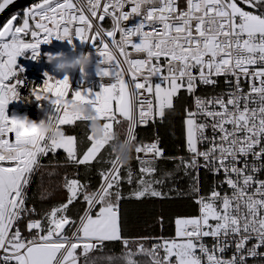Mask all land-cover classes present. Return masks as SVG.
<instances>
[{
    "label": "snow or ice",
    "instance_id": "snow-or-ice-1",
    "mask_svg": "<svg viewBox=\"0 0 264 264\" xmlns=\"http://www.w3.org/2000/svg\"><path fill=\"white\" fill-rule=\"evenodd\" d=\"M15 2L0 0V13ZM137 17L133 27L123 23ZM106 19L111 27L103 25ZM53 40L92 46L99 58V91L83 82L74 89L67 74L59 79L45 73L42 86L20 96L24 69L18 58L38 60L41 46ZM220 77L226 89L197 95L200 86L215 89ZM33 92L91 106L92 115L53 107ZM182 92L192 99L190 107H183L187 156L169 157L158 136L144 143L135 130L164 123L177 112ZM33 98L52 108L42 122L55 125L59 139L19 127L9 117L10 103ZM95 120L105 129V139L97 141L90 132V146L80 152L77 137L62 126L86 121L91 127ZM122 123L127 124L122 142L135 144L139 161L135 179L131 169L122 173L116 155L101 171L96 190L66 179L64 202L48 211L29 207L27 189L42 156L62 149L68 162L90 165ZM159 160L178 161L176 171L191 178L198 215L174 218V237L154 244L152 251L139 245L152 264H264V0H37L0 24V264H79L81 256L88 264V254L104 242L127 246L122 201L187 194L172 186L164 190L163 177L173 173L157 176ZM201 169L214 177L207 194L200 186ZM122 181L136 187L125 193ZM81 199L86 207L73 219L67 213ZM135 255L126 251L107 259L138 264Z\"/></svg>",
    "mask_w": 264,
    "mask_h": 264
},
{
    "label": "trees",
    "instance_id": "trees-1",
    "mask_svg": "<svg viewBox=\"0 0 264 264\" xmlns=\"http://www.w3.org/2000/svg\"><path fill=\"white\" fill-rule=\"evenodd\" d=\"M22 12V10H21ZM181 99L176 102L177 112L170 113L164 123L159 120L147 129H137V139L141 142H152L158 136L160 146L165 150V155L169 157L187 156L185 149L184 128H183V107L191 106L192 99L185 93H181ZM115 138L111 144L106 145L101 150L97 161H93L90 165H72V166H46L41 169L34 185L30 191L29 206L37 209L48 211L50 207L58 205L66 200V190L64 184L66 179H78L87 186L89 191L96 190L102 183L101 171L109 167L108 161L113 159L122 148V141L126 139L127 124H117L114 126ZM66 134L74 135L78 139V147L80 152H84L90 146L87 136L92 132L89 123H80L71 128L64 129ZM114 144L113 151L111 145ZM125 141L123 142V146ZM133 143L130 144V147ZM63 152H59L62 156ZM178 161L159 160L156 167L159 169L157 176L163 173L172 172V176H164L167 191L169 186L177 187L187 193L184 196L174 195L170 199H145L143 201L125 200L121 202V214L123 224V237L129 240L127 246L122 241L104 242L102 247L88 254V264H112L107 259L108 256L119 257L126 251L136 253L134 259L138 264H152V257L146 255L139 250V245L143 244L144 248L152 251L154 244L162 243L163 240L172 239L175 234L174 218L176 217H194L198 215V206L194 203L190 192L191 178L184 175L182 171H176ZM139 161L136 159L135 151L132 153L131 160L123 164L122 173L127 174V170L131 169L135 174L138 173ZM202 194L211 191L214 179L210 173L204 170L200 174ZM135 184H128L122 181V191L127 193ZM160 187V186H157ZM86 207L83 200H78L74 205L70 206L67 213L68 216L76 219L82 214ZM163 216V222L159 221V217ZM158 240V242H154ZM80 252V250H77ZM158 256H163V250L160 249ZM79 264H85V257L81 256Z\"/></svg>",
    "mask_w": 264,
    "mask_h": 264
},
{
    "label": "built area",
    "instance_id": "built-area-1",
    "mask_svg": "<svg viewBox=\"0 0 264 264\" xmlns=\"http://www.w3.org/2000/svg\"><path fill=\"white\" fill-rule=\"evenodd\" d=\"M126 10H130V7H127ZM139 19L140 18L137 17L135 19H132V20H129L123 23L127 27H133L136 25ZM103 25L106 28L111 27L110 19H106L103 22ZM40 52H41L40 58L36 61L29 58L28 55L18 58V61H17L18 67L24 69L23 73H21L22 79L24 80V86H22L19 89V93L21 97L29 96V92L31 91V86L33 87L42 86V83L45 79V73H47L48 75L54 76L56 78H59V79H63V77L67 74L70 77V80H71V83L74 89H79L83 82V84H85L88 88L94 91H99V85L101 84V78L98 77L95 73V64L98 62L99 58L95 55V50L92 48L91 45L81 44L79 41H74L73 44L70 45L67 41L53 40L49 45H42ZM60 52L65 53L69 59H74L77 56H79L81 53L90 54L92 57L93 64L87 70V76L86 77L82 76L79 70L70 71L67 73L56 72L52 65H49L45 62V59H44L45 53L56 54ZM218 79L220 82L216 86L215 89H212L210 86H200L197 88V95L206 97V96L214 95L216 93H219L221 90L226 89V85L223 82L224 78L220 77ZM108 80L109 78H104L103 82L107 83ZM7 112L10 118L12 117L13 113H16L19 115L27 114L32 120L39 123L41 121L46 120L47 115L52 113V108L47 103L37 102L33 98L31 103H24L21 101H14L10 103L8 105ZM80 123H89V122L78 121L75 125L80 124ZM75 125L62 126V127L65 129V128L74 127ZM151 125L152 123H149L147 126H139L137 129H147ZM137 129L135 131H138ZM208 134H211V133L209 132ZM126 144H127L126 145L127 147H130L131 142H126ZM59 152L62 153V151H57L55 156L49 153L48 156L46 157L42 156L40 158V167L35 172L33 176V181L27 189L29 199H30V191L41 169L49 165L62 166V167L74 165L67 161L66 153L63 152L62 156H60ZM202 170L203 169H201V171ZM220 178H222V174ZM261 178H264V174L261 175ZM226 187L227 186L225 185V188ZM29 199H28V205H29ZM29 207H32V206H29ZM205 242H207L209 245L212 244L211 238H205ZM225 255L230 256L231 251L225 253Z\"/></svg>",
    "mask_w": 264,
    "mask_h": 264
},
{
    "label": "clouds",
    "instance_id": "clouds-1",
    "mask_svg": "<svg viewBox=\"0 0 264 264\" xmlns=\"http://www.w3.org/2000/svg\"><path fill=\"white\" fill-rule=\"evenodd\" d=\"M45 62L49 65H52L56 72H63L67 73L70 71H84L87 70L92 66L93 61L92 57L88 53H81L74 59H69L67 55L63 52L60 53H45L44 54ZM99 70V65H95V71ZM32 95L38 96L40 100L46 101L49 105L56 107L57 105L61 108H66L67 110L78 113L84 116L92 115V108L88 105H80L77 104L75 101L72 100H65L62 98H50L46 93L42 92H33ZM12 120L17 124L19 127H26L29 130H36L38 129L39 135L42 137H50L54 139H59L61 136V132L55 127V125H50L45 122H36L32 120L27 114L19 115L13 113ZM92 133L96 138L101 137L103 134V127L99 123V121H94L91 124ZM135 151V144L131 147L123 146L117 153L120 156V161L122 164L128 163L132 158V153Z\"/></svg>",
    "mask_w": 264,
    "mask_h": 264
},
{
    "label": "water",
    "instance_id": "water-1",
    "mask_svg": "<svg viewBox=\"0 0 264 264\" xmlns=\"http://www.w3.org/2000/svg\"><path fill=\"white\" fill-rule=\"evenodd\" d=\"M35 2H37V0H16V2L6 8L3 13H0V24L6 21L14 11L22 10L24 6H30Z\"/></svg>",
    "mask_w": 264,
    "mask_h": 264
},
{
    "label": "rangeland",
    "instance_id": "rangeland-1",
    "mask_svg": "<svg viewBox=\"0 0 264 264\" xmlns=\"http://www.w3.org/2000/svg\"><path fill=\"white\" fill-rule=\"evenodd\" d=\"M245 8H246V6H244ZM246 10H247V8H246ZM114 129H115V127H114ZM127 136V135H126ZM99 138H103V139H105V129L103 128V134H102V136L101 137H99ZM109 138H111V136L109 137ZM95 139L97 140V141H101V140H99L98 138H96L95 137ZM126 142L127 141H125V144H124V146H126L127 144H126ZM120 157V156H119ZM92 252V251H91ZM90 252V253H91Z\"/></svg>",
    "mask_w": 264,
    "mask_h": 264
},
{
    "label": "crops",
    "instance_id": "crops-1",
    "mask_svg": "<svg viewBox=\"0 0 264 264\" xmlns=\"http://www.w3.org/2000/svg\"><path fill=\"white\" fill-rule=\"evenodd\" d=\"M98 139H99V140H104L103 138H99V137H98ZM109 139H112V137H111V138H109ZM111 142H112V141H111ZM111 142H110V144H111ZM57 151H62V152H63V150H62V149H60V150H57Z\"/></svg>",
    "mask_w": 264,
    "mask_h": 264
},
{
    "label": "bare ground",
    "instance_id": "bare-ground-1",
    "mask_svg": "<svg viewBox=\"0 0 264 264\" xmlns=\"http://www.w3.org/2000/svg\"><path fill=\"white\" fill-rule=\"evenodd\" d=\"M155 243L158 242V240L154 241Z\"/></svg>",
    "mask_w": 264,
    "mask_h": 264
}]
</instances>
